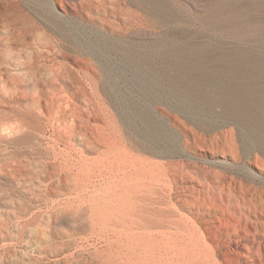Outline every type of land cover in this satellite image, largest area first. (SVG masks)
<instances>
[{
  "label": "rangeland",
  "instance_id": "1",
  "mask_svg": "<svg viewBox=\"0 0 264 264\" xmlns=\"http://www.w3.org/2000/svg\"><path fill=\"white\" fill-rule=\"evenodd\" d=\"M96 87L130 149L170 168L139 230L193 264H264V0H0V264H114L101 239L75 251L73 218L48 222L57 194L30 184L72 123L51 115ZM153 259L130 264H172Z\"/></svg>",
  "mask_w": 264,
  "mask_h": 264
},
{
  "label": "bare ground",
  "instance_id": "2",
  "mask_svg": "<svg viewBox=\"0 0 264 264\" xmlns=\"http://www.w3.org/2000/svg\"><path fill=\"white\" fill-rule=\"evenodd\" d=\"M101 17L100 21L103 19ZM105 19L104 17L103 20L105 21ZM82 92L84 95L82 105L76 104V107H71L64 112L56 110V115H51L53 121L62 120L66 122V116H70L72 122L70 125L65 123V126L59 127H56L54 123L50 124L52 126V132L49 135L51 143L49 142L47 155L52 160L45 163L31 162L34 164V168L30 169V184L34 186V189L40 191L43 187L48 195L49 193L51 196L53 193L57 194L55 198L52 196L53 210H49L47 214L50 227L63 219L70 220L73 218L75 226L73 229L76 235H70L72 237L70 238L71 244H69L74 246V250L79 252L84 247L86 248L85 244L93 245L97 239H101L108 246L106 249L103 248L107 254L106 257L108 256V259L114 264L117 260V256L112 251L115 244H117L116 247H119L122 255L126 254L127 256L124 257L129 259L134 255L136 258V255L143 256L144 254L146 258L150 256L152 259L154 255H158V260H161L166 255V258L170 259L169 263L191 264L197 253L195 255L189 245L186 249L171 247L170 242L165 241L168 240L167 238L158 239L159 236L147 235L146 232L139 230L141 221L146 220V212L157 210L155 203L158 199L155 194L163 180L168 176L170 168L168 167V170L161 165L163 163L160 164L145 156L138 155L130 149L129 143L121 132L122 129L117 125L114 115L107 108L105 99L100 97L99 91L97 93V87L96 93H89L87 90ZM52 119L50 118L49 121ZM73 140L77 143H73ZM95 145H100L99 148L103 147L100 150L97 147L99 150L97 157L84 156L83 149H92L96 147ZM37 220V214L31 215L25 226L35 224ZM143 222L146 223L147 221L143 220ZM115 235H118L116 236L117 239H113ZM49 246L53 248L52 250L57 251L63 245L54 241ZM103 255L105 257V254ZM244 255L249 258L252 257L251 254L247 253ZM71 256H75L74 252ZM137 258L139 257L137 256ZM129 259L128 261L131 263L133 259ZM196 260L199 261V259ZM123 262L125 261L121 263ZM193 262L195 263V261ZM150 263L153 264V262ZM117 264H120V259Z\"/></svg>",
  "mask_w": 264,
  "mask_h": 264
}]
</instances>
